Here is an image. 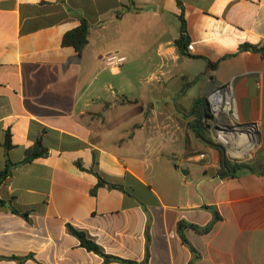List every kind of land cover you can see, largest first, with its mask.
<instances>
[{"label":"crops","instance_id":"crops-1","mask_svg":"<svg viewBox=\"0 0 264 264\" xmlns=\"http://www.w3.org/2000/svg\"><path fill=\"white\" fill-rule=\"evenodd\" d=\"M182 1L0 0V264H123L68 224L137 264H264V53L240 50L264 47V0ZM82 20L79 56L63 38ZM109 53L127 60L108 67ZM228 84L236 121L207 135L251 166L235 177L189 128L195 101ZM39 139L48 154L22 163ZM209 207L222 219L203 232Z\"/></svg>","mask_w":264,"mask_h":264},{"label":"trees","instance_id":"trees-1","mask_svg":"<svg viewBox=\"0 0 264 264\" xmlns=\"http://www.w3.org/2000/svg\"><path fill=\"white\" fill-rule=\"evenodd\" d=\"M178 3H179V6L183 9V1L178 0ZM180 18L182 21V26H181L182 35L180 39L177 41V44L179 48L183 51V46L184 44L186 45L188 43V38L186 36V27H185V20H184L183 15H181ZM89 33H90V26L88 22L86 20H82L80 26H78L77 28L71 31H68L64 35L63 45L73 47L77 51L78 55L80 56L89 42ZM240 50L241 51L242 50L243 51L252 50L255 52L264 53V47H259V46L252 45L249 43L241 45ZM209 64L215 65L210 62ZM191 113H192L193 119L189 122V128L193 129L197 137H199L201 140L209 143L211 146L218 149L221 154V165H220V170H219L220 176L235 177L251 169V166L245 161L231 158L227 152L226 147L223 144L215 143L207 135V130L210 125L209 123L215 120V117L210 108L208 96L197 99L192 107ZM12 146L13 145L11 142V136L10 134H7L5 148L8 151L12 148ZM47 154H48V149L43 146L41 139H39L37 143L35 144V146L31 150L28 151L27 156L22 163L31 162L35 158L41 157ZM8 173L9 172L7 171L4 173H0V183L8 175ZM105 184H108V183L104 181L101 177H99V185H105ZM110 187L121 189L120 186L113 185V184H110ZM6 205H7V202L0 199V206L5 207ZM208 209L212 211L214 215V221L208 227L201 229V231L203 232L210 231L213 227L214 222L222 219L221 214L216 208L209 207ZM13 212L19 214V212L16 209H13ZM22 216L25 218H28V213H23ZM67 229L69 233H71L72 235L76 236L79 239L82 247H84L88 251L94 252L102 256L105 259V263L120 262L123 264H137L130 260H125V259H122L116 256L106 254L103 248L99 244H97L93 240V238L89 236L87 232L83 230H79L70 224L67 225ZM182 237H183L184 243L190 247L191 251L195 254V256H198L199 254L197 253L196 249L188 243V241L186 240L184 236ZM149 238L150 236L147 230V244H148ZM12 259L18 260L20 264H23L25 260V258H21V257H12ZM147 261H148V252H147V257H146V260L144 261V264H146Z\"/></svg>","mask_w":264,"mask_h":264},{"label":"built area","instance_id":"built-area-1","mask_svg":"<svg viewBox=\"0 0 264 264\" xmlns=\"http://www.w3.org/2000/svg\"><path fill=\"white\" fill-rule=\"evenodd\" d=\"M188 49L193 50L194 45H188ZM126 60L127 58L125 56H121L117 53H109L105 56L106 65L112 68L124 65ZM208 101L210 104L211 111L215 117V120H213L212 122L216 121L215 124H217L218 128L224 133V131L228 129V127H225V125L221 124V120L225 117H229L230 120H233L235 122L237 118L236 103L231 85L228 84L226 86H222L211 92L208 95ZM247 128L253 129V125H249ZM255 143L256 138L254 137L253 145H255Z\"/></svg>","mask_w":264,"mask_h":264},{"label":"rangeland","instance_id":"rangeland-1","mask_svg":"<svg viewBox=\"0 0 264 264\" xmlns=\"http://www.w3.org/2000/svg\"><path fill=\"white\" fill-rule=\"evenodd\" d=\"M216 123V121H214V122H210L209 124V128L211 129H213V130H216V129H218L219 130V128H218V125L217 124H215ZM212 124V125H211ZM226 127V126H225ZM230 129H232V127H230ZM188 179L190 180L191 179V177L190 176H188Z\"/></svg>","mask_w":264,"mask_h":264},{"label":"bare ground","instance_id":"bare-ground-1","mask_svg":"<svg viewBox=\"0 0 264 264\" xmlns=\"http://www.w3.org/2000/svg\"><path fill=\"white\" fill-rule=\"evenodd\" d=\"M251 130H253V129H251Z\"/></svg>","mask_w":264,"mask_h":264}]
</instances>
